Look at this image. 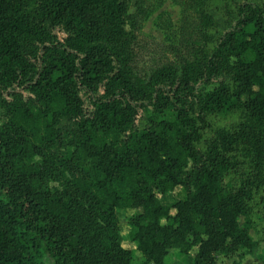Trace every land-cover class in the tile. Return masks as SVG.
Segmentation results:
<instances>
[{
  "label": "trees",
  "instance_id": "trees-1",
  "mask_svg": "<svg viewBox=\"0 0 264 264\" xmlns=\"http://www.w3.org/2000/svg\"><path fill=\"white\" fill-rule=\"evenodd\" d=\"M129 1L0 0V91L28 93L0 115V264H134L127 208L139 264L264 247V0H197L199 57L147 80Z\"/></svg>",
  "mask_w": 264,
  "mask_h": 264
},
{
  "label": "rangeland",
  "instance_id": "rangeland-1",
  "mask_svg": "<svg viewBox=\"0 0 264 264\" xmlns=\"http://www.w3.org/2000/svg\"><path fill=\"white\" fill-rule=\"evenodd\" d=\"M129 14L134 16V24L127 29L134 32L133 65L139 77L145 80L155 70L171 68L195 62L199 57L202 43L206 40L203 26L200 22L199 3L197 0H130ZM56 37L61 40L63 32L54 30ZM200 86V85H198ZM213 85L207 87L210 90ZM15 96L25 99L27 91L17 83L11 88L0 91V115L4 112V102ZM86 104L88 106V100ZM141 114V111H140ZM181 196L180 187L161 197L163 204L169 205ZM140 212V209H119L117 211L121 234L124 237L122 245L133 253L132 262L139 264L143 261L142 254L127 238L129 231L128 218ZM173 212V211H172ZM239 224L243 218L239 217ZM165 222V221H163ZM193 253V252H192ZM241 253H245L240 257ZM172 250L166 257L167 264H190ZM262 264L264 262V247L259 246L251 250L241 249L231 257L219 255L217 264Z\"/></svg>",
  "mask_w": 264,
  "mask_h": 264
}]
</instances>
